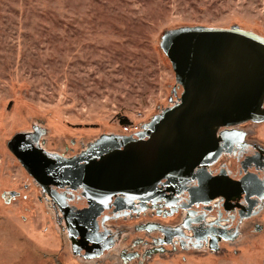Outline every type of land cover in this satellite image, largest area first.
<instances>
[{
    "label": "rangeland",
    "instance_id": "obj_1",
    "mask_svg": "<svg viewBox=\"0 0 264 264\" xmlns=\"http://www.w3.org/2000/svg\"><path fill=\"white\" fill-rule=\"evenodd\" d=\"M196 27L264 38V0H0V264H264V197L240 222L181 198L141 205L81 244L64 210L75 200L9 150L23 136L70 159L126 137V121L146 131L184 93L160 43ZM239 127L264 149V122Z\"/></svg>",
    "mask_w": 264,
    "mask_h": 264
},
{
    "label": "water",
    "instance_id": "obj_2",
    "mask_svg": "<svg viewBox=\"0 0 264 264\" xmlns=\"http://www.w3.org/2000/svg\"><path fill=\"white\" fill-rule=\"evenodd\" d=\"M160 48L184 93L146 131L101 139L70 159L49 156L23 136L9 144L43 187L81 192V218L95 219L115 195L153 203L187 192L191 206L248 185L213 177L207 167L221 153L218 128L264 122V38L237 28H182Z\"/></svg>",
    "mask_w": 264,
    "mask_h": 264
},
{
    "label": "flooded vegetation",
    "instance_id": "obj_3",
    "mask_svg": "<svg viewBox=\"0 0 264 264\" xmlns=\"http://www.w3.org/2000/svg\"><path fill=\"white\" fill-rule=\"evenodd\" d=\"M257 125L261 122H251ZM144 131H140L142 133ZM139 133V134H140ZM138 134V135H139ZM216 135L219 138L221 153L218 159L207 167L211 176L220 178L225 177L231 183H239L246 180L248 185L244 188L229 194L226 197L218 196L206 203H195L190 206L188 193L182 192L179 195H172L162 199V201L181 198V207L186 211L200 210L205 213L219 211L220 215L226 217L228 221H242L252 217L257 209L261 207L264 197V149L250 143L247 140V133L239 126L231 128H218ZM234 159L231 162H224V159ZM251 184V185H250ZM197 186V182H192L189 187ZM57 193L70 195L69 199L75 200V203L64 202L66 216L69 223L73 226L75 233L79 234L83 243H103V217L107 215H117L119 213L130 212L140 209L141 205H147L152 202L141 203L134 201L128 202L124 196L115 195L107 208L95 219L81 218L79 212L87 207L86 200L81 196L79 190L71 191L67 188L57 189L52 187ZM73 196V197H71ZM78 242V243H79ZM80 244V245H81Z\"/></svg>",
    "mask_w": 264,
    "mask_h": 264
},
{
    "label": "built area",
    "instance_id": "obj_4",
    "mask_svg": "<svg viewBox=\"0 0 264 264\" xmlns=\"http://www.w3.org/2000/svg\"><path fill=\"white\" fill-rule=\"evenodd\" d=\"M122 129H123V134L126 137H136L141 131L139 126H133L132 127V126H130V124L123 125Z\"/></svg>",
    "mask_w": 264,
    "mask_h": 264
},
{
    "label": "trees",
    "instance_id": "obj_5",
    "mask_svg": "<svg viewBox=\"0 0 264 264\" xmlns=\"http://www.w3.org/2000/svg\"><path fill=\"white\" fill-rule=\"evenodd\" d=\"M123 124H124V125H127V124H129V123L126 121V122H124Z\"/></svg>",
    "mask_w": 264,
    "mask_h": 264
}]
</instances>
